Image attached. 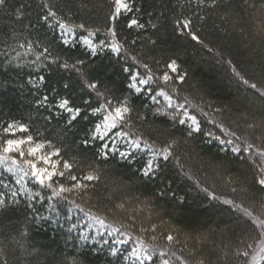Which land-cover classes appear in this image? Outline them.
<instances>
[{"label":"snow or ice","instance_id":"1","mask_svg":"<svg viewBox=\"0 0 264 264\" xmlns=\"http://www.w3.org/2000/svg\"><path fill=\"white\" fill-rule=\"evenodd\" d=\"M106 2L107 13L102 27L89 25L83 20L76 21V15L83 13L85 9L92 12L93 9L105 7L104 2L89 6L83 0H65L59 9L52 0H40L42 14L37 22H42L53 30L59 29V40L65 47L74 46L75 41L72 38L79 30L81 34L87 33L83 41L88 46L91 56L95 57L107 49L116 57L125 60L123 71L129 74V90L138 96L147 97L154 106L153 117L166 118L168 126L160 130L154 128L152 123H148L147 127L158 133L153 138L144 128L146 115L134 106L131 96L113 99L106 94L107 89L102 91L99 82L89 78L88 71L84 67L85 59L62 60L59 55H52L48 44L30 39L20 42L13 33L12 38L15 43L0 51V56L5 57L6 66L20 68L29 65L35 66L38 71L39 68L46 66L45 62H47L49 65H56L69 76L74 75L81 82L82 90L90 93L84 99L83 107L70 106L66 98L50 104L48 95H43L35 103L38 116L51 124L53 119L59 120L67 113L64 123L69 129L74 127V122L78 118L88 120L91 116L99 119L80 141L82 150L93 151L91 160L79 159L76 156L69 157L63 146H58L49 138L46 134L47 129L42 130L31 123L33 119L31 115L27 121L15 117L0 120V214L23 208L32 213L31 222L36 223L47 219L39 213V209L36 208L37 203L41 206L47 203L51 212L54 208L51 201H63L88 221L87 230L81 225H75L71 229L79 233L77 238L81 241V245L91 241L92 247L97 252H107L115 257V264L121 262L151 264L154 254L157 253L162 258L161 264H175V262L220 264L219 261H213L195 250L188 251V256L192 257L188 259L183 255L187 243L177 248L176 245L180 243L178 234L168 231L166 234L157 235L156 224H151L147 228L141 225L138 233L133 235L129 230L132 225L110 221L108 214L100 215L94 210L100 207L99 201L92 203L105 175L103 169L111 160H119L131 165L140 155L150 154L151 158L140 169L141 175L147 179H152L160 170L158 158L163 162L172 158L183 170V165L180 164L179 156L176 154L182 137L175 136L172 130L177 129L181 133H186L187 137L202 133V121L189 111L191 108L200 116L207 118L208 123L214 125L226 139L212 131L207 135L221 145L232 146L231 151L253 174L251 186L231 177L225 180L224 186L229 188L231 196L201 186L200 181L196 180L197 187H200L211 200L229 206L240 217L237 228L241 233L240 243L243 247L231 248L230 245H225L220 249L223 264H264V111L258 118L243 113L237 120L232 121L234 126L226 125L214 118L205 110L203 97L197 102L185 92L183 86L187 84L188 71L181 68L176 58L169 57L164 61L149 55L147 59H139L136 55L130 54L128 45H136L138 40L156 45L155 39L145 35L149 28L152 30L157 28L152 20L153 14L147 13L149 19L144 21L143 8L136 6V0H106ZM185 3L191 15H183ZM7 7L8 0H0V9ZM24 7L20 5L16 9L15 15L18 20L23 16ZM173 7L175 8V5ZM230 7L229 0H182L179 3L181 15L174 19V32L178 37L190 40L207 52L220 57L232 76L264 102V63L259 73L261 80L249 78L231 59H224L217 49L205 42L199 35L202 29L195 26L197 21L203 24L211 13H218L222 21L229 19ZM241 8L246 15L249 14L250 9L254 10L251 16L256 25L255 35L261 38L264 45V0H260L259 4L252 0H242ZM124 29L128 30L127 35L123 34ZM101 33L104 38L94 43L92 38ZM26 57L29 59H25ZM129 59L130 64L127 63ZM262 61H264V49H262ZM45 82L44 75H38L28 81L37 89ZM64 87L67 88L68 84L66 83ZM91 94H94L95 106ZM160 98L163 99V103ZM143 107L147 108L148 103L145 102ZM207 108L212 109V105L208 104ZM212 110L216 113L223 111L219 107ZM161 134L164 135L163 140L159 139ZM189 178L191 179L192 176L189 175ZM166 195L167 192H161V196ZM104 199L114 200V197L107 195ZM104 207L107 208V204ZM125 209L126 205L123 202L116 201L109 211ZM128 218L133 224L135 223V214ZM25 219L28 217L26 216ZM92 230H95V235H91ZM149 232L152 235L146 239L145 234ZM19 236L20 239L12 237L7 243L5 239L0 238V264H15L17 260L20 264H28V257L39 254V248L29 247L30 230L27 227L19 232ZM10 244L14 246L10 247ZM129 244L132 245L130 251L127 248ZM229 257L232 258L231 261ZM58 264H83V260L78 255L66 253ZM109 264L112 262L110 261Z\"/></svg>","mask_w":264,"mask_h":264},{"label":"trees","instance_id":"2","mask_svg":"<svg viewBox=\"0 0 264 264\" xmlns=\"http://www.w3.org/2000/svg\"><path fill=\"white\" fill-rule=\"evenodd\" d=\"M52 2L59 9L65 0H52ZM83 2L89 6L93 3L99 5L104 2L105 7L93 9L92 12L85 9L83 13L76 15V21L83 20L89 25L102 27L107 13L106 0H83ZM180 2L182 0H136V6L143 8L144 21L149 19L147 13L153 14L152 20L157 28L155 30L149 28L145 35H150L157 43L151 45L147 41L138 40L136 45H128L130 54L136 55L139 59H147L149 55L164 61L169 57L176 58L181 68L188 71L187 84L183 86L185 92L198 102H200V97H203L202 102L206 105L211 104L212 109L222 108L223 111L220 112L222 121L232 125V121L237 120L235 119L236 114L241 116L248 112L258 118L264 111V102L261 98L253 95L251 89L240 84L232 76L227 65L221 62L220 57L175 34L174 19L181 15ZM229 2L231 5L228 9L229 19L222 21L218 13H211L203 24L197 21L195 26L202 29L199 35L205 42L217 49L224 59H231L243 74L259 81L261 80L259 75L262 71L261 65L264 63L262 61L264 45H262L261 38L255 35L256 25L251 16L254 10L250 9L249 14L246 15L241 8L242 0H229ZM252 2L259 4L260 0H252ZM20 5L25 7L22 10V18L18 20L15 13ZM205 11L210 12V10ZM41 14L40 0H8V7L0 9V51H4L15 43L12 38L15 33L20 42L30 39L48 44L52 55H59L62 60L85 59L84 67L88 71L89 78L98 81L102 91L107 89L106 94L113 99L123 98L126 95L131 96L134 106L146 115L144 128L153 138L158 133L149 129L148 123H152L154 128L160 130L168 126L166 118L153 117L154 106L147 97L138 96L129 90V74L123 71L125 60L116 57L107 49L95 57L91 56L88 48L83 44V37L87 36V33L81 34L79 30L74 38V46L65 47L59 40V29L53 30L43 25L42 22H37ZM183 15H191L186 3ZM30 24L31 27H29ZM123 34L127 35L128 30L124 29ZM103 38L101 33L92 39L95 43ZM4 60L5 57L0 56V120L15 117L27 121L31 115L33 117L31 123L42 130L47 129L46 134L49 138L53 139L58 146H63L69 157L76 156L79 159L91 160L93 151L82 150L83 146L80 141L85 138L89 129L94 127V122L99 117L90 116L88 120L78 118L74 122V127L69 129L64 123L67 113L59 120L53 119L51 124H48L38 116L35 108L36 101L43 95H48L50 104L58 103L61 98H66L70 106L83 107V101L90 93L82 90L79 79L74 75L69 76L56 65H49L47 62H45L46 66L37 71L35 66L29 65L20 68L6 66ZM127 63L130 64L131 60L129 59ZM153 67L156 66L153 65ZM38 75H44L46 79L45 84L39 89L28 83L30 78L35 79ZM66 83L67 88L64 87ZM91 95H93V106H95L94 94ZM242 99L249 110L242 109L240 105L241 111L236 113L234 107L238 106L234 103ZM145 102L148 103L147 108L143 107ZM189 110L202 121L203 131L195 134L194 137H187L186 133H181L177 129L172 130L175 136L182 137L176 154L179 156L180 164L183 165V170L172 158L167 162L158 158L157 162L161 165L160 170L152 179H147L141 175L140 169L151 158L149 154L140 155L131 165L119 160H111L103 169L105 175L92 203L99 201L98 209L116 214V211L110 212L109 209L112 208L114 202L125 200L126 203H123L126 207L134 206L126 213L128 217L135 214L134 224L139 227L143 225L147 228L152 222L161 227H167L170 224L175 229L179 228L189 233L201 231L203 236L207 237L210 233L225 230L224 227L228 225L232 229L226 236L230 241L229 244H234L241 237L237 228V222L240 219L236 218L226 205L211 200L201 191L200 187H197L196 180L200 181L201 186H206L219 194L231 196L232 193L224 186V181L231 177L251 186L253 174L248 168L246 170L245 165L237 159L236 154L231 151L232 146L221 145L213 137L207 135L209 131H212L225 138L219 130L208 123L207 118L200 116L195 109L190 108ZM159 139L163 140L164 135L161 134ZM217 170L218 172H215ZM219 173L222 176H219ZM189 175L192 176L191 179ZM162 191L167 192V195L161 196ZM107 195H112L114 200L104 199ZM50 203L54 205L51 212L48 210L47 203L43 206L36 204L39 213L47 218L36 223L31 222L32 213L23 208L19 211L0 214V238L5 239L6 243L12 237L20 239L19 232L27 227L30 230L29 247L35 246L40 249L38 255L28 257V264H58L66 253L78 255L83 260V264H109L110 261L115 264V257L107 252H97L92 247L91 241L81 245V241L77 238L79 233L71 230L75 225L85 224L86 220L81 213L71 209L63 201L54 200ZM105 204L107 208L104 207ZM213 205L215 207H212ZM98 209L94 210L98 211ZM26 216L28 219H25ZM162 216H165L163 219L165 221L157 223L156 221H159L158 219ZM135 234L133 232V235ZM235 235L237 237L232 239ZM215 243V239L209 238V243L203 244L200 249L208 253L207 247ZM131 246V244L127 246L128 251L131 250ZM189 246H187V253L189 250H195ZM204 255L208 257L206 253ZM161 260L158 253L154 254L151 264H161ZM15 264H20V261L17 260Z\"/></svg>","mask_w":264,"mask_h":264},{"label":"rangeland","instance_id":"3","mask_svg":"<svg viewBox=\"0 0 264 264\" xmlns=\"http://www.w3.org/2000/svg\"><path fill=\"white\" fill-rule=\"evenodd\" d=\"M74 38H72V39H74ZM83 44H84V47H87L88 48V46L84 43V41H83ZM221 74L223 75L224 73H221ZM141 87H143V86H141ZM160 99H161V102L163 103V99L162 98H160ZM234 104L239 107V108L238 107L237 108L234 107V111L236 113L239 112V111H241L240 105L243 107L242 109L245 108L247 111L249 110V108L245 106L243 99L242 100H239V101H236ZM205 106H206V109L205 110L206 111H209L210 112V115L214 116V118H216L217 120L222 121V119L220 117L221 116L220 113H216L212 109L207 108V105L206 104H205ZM248 114H249V112H248ZM250 116H253V114H251ZM239 117H240L239 114H236L235 115V119H238ZM222 122L225 123L226 125H230V124H228V123H226L224 121H222ZM244 168L247 170V167L246 166H244ZM215 172H218V170L215 171ZM217 175H218V173H217ZM220 175L222 176V174L219 173V176ZM119 202L126 203L125 200L119 201ZM212 207H215V206L213 205ZM227 207H229V206H227ZM132 208H134V206L126 207L125 210H116V214L106 213V212H104V210H100V209H98V212H99L100 215L108 214V217H109V220L110 221H115V222H118V223L119 222H123L124 224L132 225V227L129 230H131V231H133V232H135L137 234L138 233V229H139V225L133 224V222L128 218L129 215H127V213H126L129 210H132ZM229 209L233 212V214L235 215L236 218H239L240 219L238 213H236L235 211H233L230 207H229ZM163 219H165V216H162V218L160 217L158 219L159 221H156V222L157 223L158 222H162L163 223L165 221ZM87 223H88V221H85V224H83L84 230H87V228H86ZM151 224H155V223L154 222L149 223L148 227ZM164 227H161V226L157 225V233L156 234L157 235H159V233H165L166 234L168 231H174V234H178L179 241H180V243L177 244L176 247H178V248L179 247H182L185 244V242H186L187 243V246L190 245L189 248L195 249L198 254H203L204 255L206 253L208 255V257H210L213 261H219L220 264H223V261L221 259L220 249L224 248L225 245H230L231 248H235L237 246L243 247V245L240 243L241 237L238 239V241L236 243H234V244L231 243L232 245L229 244L230 241H229V239H228V237L226 235H227L228 231H230L232 229V227L231 226H228V225L226 227H224L225 230H223V231L214 232V234L210 233L209 234L210 236L208 235L209 237L208 236L207 237H204L203 236L204 234H202L201 231L200 232H192V233H189V232H185V230H180L179 228H176L175 229L174 226L171 227L170 224L167 227L166 226H164ZM163 228H164V230H163ZM91 235H95V230H92ZM151 235H152V233L149 232V233L145 234V238L148 239V237H150ZM202 236L204 238H202ZM236 237L237 236L235 235L232 239H235ZM209 238L215 239L216 243L213 244V246H208L207 247L208 248L207 249L208 253L207 252L204 253V252L201 251L200 248H201V246L203 244L209 243ZM149 242H151V241L149 240ZM160 242L163 243V241H160ZM186 250L184 251L183 255H185L188 259H192L191 256H188V253L186 252ZM231 259L232 258L229 257V260L230 261H231Z\"/></svg>","mask_w":264,"mask_h":264}]
</instances>
